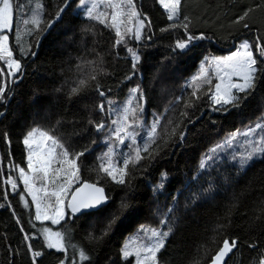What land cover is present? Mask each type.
<instances>
[{"label": "trees", "instance_id": "trees-1", "mask_svg": "<svg viewBox=\"0 0 264 264\" xmlns=\"http://www.w3.org/2000/svg\"><path fill=\"white\" fill-rule=\"evenodd\" d=\"M41 2L44 4V22L56 20V12L64 0H27L25 7L31 12ZM76 4L77 0H73L62 21L44 39L35 59L29 55L21 60L24 75L18 82L7 86L5 96L10 95V98L6 104H0V158L3 165L11 161L26 167L27 148L22 141L29 130L39 127L57 136L70 153L84 151V156L78 161L80 181L73 189L87 182L104 188L110 197L106 210L93 215L77 214L80 218L75 220V226L67 224L72 229V242L77 249L74 253L69 247L68 259L64 264H71L73 255L81 248L91 258L90 262L83 264H132L131 258L128 261L122 259L124 241L129 234L136 233L141 225L158 227L173 197L178 199L179 208L174 212L176 219L172 222V234L159 256L161 263L210 264L224 239L231 242L235 238L237 251L228 264H262L264 159L254 161L239 175L225 161L218 170L212 171L211 177H200L198 184L192 182V178L198 171L202 156L212 145L236 129L243 131L246 126L264 120V78L258 74L255 92L239 108L225 106L227 111L214 110L218 106L212 104L210 93L204 94L208 85H203L197 93L199 100L190 96L192 88L183 86L199 72L204 57L225 56L234 51L237 43L244 38H254V35L264 37V0H183L182 14L191 19L190 31L210 37L198 41L187 56L172 51L175 40L183 38L182 29L160 31L172 22L166 19V12L158 0H136L137 9L142 17L147 15L151 25L144 29L145 39L128 43L140 55L137 69L141 77L133 76L127 81L124 78L131 75L133 69L124 47L113 49L114 33L98 22L88 20L83 14L77 16L74 9ZM249 8L253 10L246 22L251 30L243 28V21L235 22ZM15 27L20 31V44L17 46L14 39L15 28L9 34V42L17 57L19 47L27 49L29 44L32 45L31 51L36 52L38 41L47 30L44 24L41 25L44 31L38 34V41L26 34L18 18ZM85 27L90 31H82ZM148 36H151L150 40L146 39ZM98 57L102 58L106 73L98 79L108 98L122 103L127 99L129 89L139 84L149 99L146 106L148 115L149 109L159 113L166 107L170 108L158 129L156 142L149 147V152L157 150L153 152V158H147L148 154L142 152L145 159L135 166L130 163L125 184L116 183L98 167L97 157L107 146L100 145L103 134L97 133L89 120L107 122V116H102L97 108L102 98L94 90L71 98L67 95L69 84L83 76L77 66L86 69L88 61L99 63ZM0 62L2 68L6 67ZM89 87L94 89V83L89 81ZM108 89L111 91L108 92ZM180 96L183 99L177 101L176 98ZM189 99L192 106L185 108L184 104ZM173 103L174 107L171 106ZM183 112L187 115L182 116ZM167 119H171L172 123L164 131ZM177 124L179 127L172 134L171 129ZM181 132L185 134L182 143L179 141ZM7 174L5 167L0 175ZM165 174L167 182L163 193L154 195L153 186L159 184ZM221 174L228 177L226 184L222 182ZM209 179L215 182L217 191L210 199L201 198L194 205L191 204V194L199 192L201 186L206 187ZM18 183L23 192L22 182ZM25 198L29 201L30 209L24 207L19 193L9 191L5 199L0 190V203L5 204L0 208V264H30L24 233L39 236L41 227L62 230L65 223L51 225L35 221L34 203L30 196ZM121 201L128 205L121 219L98 243L89 242L88 233L91 231L98 236ZM185 203L189 204L188 208L184 207ZM67 211L70 212V209ZM31 223L36 224L35 229ZM31 243L33 248H39L43 241L35 239ZM64 255L55 250L46 251L37 264H60Z\"/></svg>", "mask_w": 264, "mask_h": 264}, {"label": "snow or ice", "instance_id": "snow-or-ice-1", "mask_svg": "<svg viewBox=\"0 0 264 264\" xmlns=\"http://www.w3.org/2000/svg\"><path fill=\"white\" fill-rule=\"evenodd\" d=\"M27 0L22 3L21 0H0V61L6 67L0 68V76L7 72V77L12 78V82H18L24 75V65L21 60L26 59L29 55L34 57L35 52L31 51L32 45L29 44L27 49L19 47V57L10 46L9 34L14 32L16 45L19 46L21 36L18 28L15 27V21L18 18L24 26L26 34L38 41L39 33L44 28H51L52 22L49 20L44 22V4L37 3L35 9L31 12L25 7ZM69 0H64L62 6L58 8L55 19L59 20L62 13L68 7ZM158 3L166 12V19L172 23L161 28L160 31L167 32L175 29H182L183 38L174 42L172 51H177L180 55L187 56L197 46L198 41L210 39L204 33L193 34L190 31L191 19L187 15L182 14L183 0H158ZM77 16L83 14L88 20L98 22L105 29L114 33L115 40L113 49L124 47L126 53L131 60L133 72L131 75L125 76V81L131 80L133 76L141 77L137 69L140 62L138 50L128 46L129 41L140 42L144 37V29L150 28L151 21L144 15L141 18V12L137 9L136 0H77ZM256 7H259L257 5ZM110 10V11H109ZM253 9L249 8L239 16L236 23L244 22L243 28L250 29L246 22L249 13ZM147 20V24H146ZM84 32L90 29L85 27ZM150 40L151 36L146 37ZM264 37L254 35V38H244L240 40L235 50L225 56L204 57L200 63L199 72L193 76L184 88H192L190 96L200 99L197 93L203 85H208L204 94L209 95L216 111H227L225 106L239 108L244 101L249 99L256 88L258 74L260 78H264ZM119 56V53H117ZM259 58V59H258ZM87 62V68L83 69L80 65L77 67L83 72V76L69 84L68 97L79 96L87 91L94 90L96 94L102 98L97 106L101 115L107 116V124L104 120L99 123L89 120L93 124L97 133H106V137L102 138V143L107 145V149L97 157L99 170L111 177L118 184H125V177L128 175L129 164H138L140 160L145 159L141 154L147 153L149 159L153 158L152 152H149L151 144L156 142L157 132L161 126V122L170 111L166 107L161 112L149 109L151 119L145 123L143 116L145 107L149 104V99L145 95L144 89L137 84L129 89L127 99L122 103H117L106 96L105 90L101 89L98 77L106 75L103 68L102 58ZM212 69L210 73L209 69ZM213 78L217 82L213 85ZM235 78V79H234ZM155 79V77H153ZM89 81L94 83V89L89 87ZM66 83H68L66 81ZM214 88V90H213ZM8 91L7 84H0V104H6L7 99L5 93ZM60 91V89H57ZM108 92L111 89L107 90ZM243 94V96L241 95ZM183 96L177 97L179 101ZM107 106V107H106ZM175 106V103L171 105ZM190 99L185 102L184 107H191ZM186 116L187 113H181ZM264 118V113H262ZM172 123L171 119H167L164 131L167 126ZM179 124L171 129V133L175 134ZM184 133L181 132L179 141L184 140ZM137 137H140L138 141ZM242 138V139H240ZM10 143V141H7ZM127 142V144H126ZM22 143L27 147V164L26 167H20L14 162L3 165L0 158V173H3L5 167L7 176L0 175V190L3 191L4 198L7 199L9 191L13 194H20L23 205L26 209H30L29 201L26 196L31 197L34 203V220L42 224L50 222L51 225H62V230H53L52 227L44 226L39 229V236L36 233H24V241L27 242L26 249L30 264H37L44 256L46 251L55 250L57 253H64L60 264L68 259L67 253L69 247L75 253L77 245L72 242V229L67 224L78 220L80 215L87 213L93 215L97 212L106 210L107 203L110 199L105 195L104 188L98 187L96 184L83 183L80 187L73 189V184L80 181V167L78 161L84 156V151L78 153H70L68 148L53 135L50 131L41 130L39 127H33L29 130ZM159 147V146H158ZM115 158V159H114ZM264 159V122L258 120L254 125L246 126L242 131L236 129L227 134L219 142L212 145L202 156L198 171L194 174L192 182L198 184V180L202 176L211 177L212 171L218 170L221 163L228 161L239 175L247 170L254 161ZM15 173V175H14ZM223 183L228 182V177L221 174ZM22 182L23 192L20 191ZM167 182V176L162 175L161 182L153 186V194L163 193V188ZM217 191V185L212 179H209L207 186H201L199 192L191 194V204H195L201 198L210 199L212 194ZM179 195V194H178ZM67 202V203H66ZM9 202V207H10ZM5 207L4 203H0V208ZM128 207L125 201H121L118 208L112 213L110 218L105 222L98 236H94L90 231L87 239L89 242H99L106 236L113 226L121 219L124 210ZM185 208L189 207L185 203ZM179 208V201L173 197L171 205L167 212L159 221L158 227L141 225L137 230L138 237L143 234L146 242L137 243L134 247H130L127 243L122 246L121 256L123 260L135 257L134 264H160L159 253L165 249L166 242L173 231V223L176 219L174 212ZM66 209H70L66 211ZM171 221V222H170ZM17 223L19 219L17 218ZM32 228H36L35 223H31ZM217 227H220L219 225ZM23 231V228L21 227ZM41 239L43 244L39 248H33L32 240ZM236 239L231 242L224 239L222 247L218 250L211 260V264H224L229 254L236 248ZM254 247V245H250ZM19 255V249H17ZM80 264L85 261L90 262V255L81 248L78 252ZM42 264V262H41ZM71 264H78L77 257L74 254Z\"/></svg>", "mask_w": 264, "mask_h": 264}, {"label": "rangeland", "instance_id": "rangeland-1", "mask_svg": "<svg viewBox=\"0 0 264 264\" xmlns=\"http://www.w3.org/2000/svg\"><path fill=\"white\" fill-rule=\"evenodd\" d=\"M163 8V7H162ZM76 11H77V6L74 8ZM110 11V10H109ZM141 18H144V17H142V15H141ZM229 54H231V53H229ZM229 54H227V55H229ZM211 57V56H210ZM0 68H2V65H1V62H0ZM209 71H210V73L212 72V69L210 68L209 69ZM235 79V78H234ZM217 82V80L215 79V78H213V84H215ZM3 83H6L7 84V86L9 85V84H11L12 83V78H8L7 77V74H6V72H5V74L3 75V76H1V84H3ZM219 107V106H218ZM143 119H144V121H145V123H148V121L151 119V117H150V114L148 115V110H147V108L145 107V112H144V116H143ZM262 122H264V120H262ZM106 124H107V122H105ZM103 134V137H106V133H102ZM137 139H138V141L140 140V137H137ZM240 139H242V138H240ZM126 144H127V142H126ZM100 145H103V146H107V145H105L104 143H100ZM27 148V147H26ZM106 149L107 148H105L102 152H101V154L103 153V152H105L106 151ZM27 152H28V149H27ZM115 159V158H114ZM227 163H229L228 161H226ZM230 164V163H229ZM77 183H74L73 184V186H75ZM31 198V197H30ZM67 203V202H66ZM66 211H67V209H66ZM44 223H50V222H44ZM51 224V223H50ZM140 228V227H139ZM139 228H137V229H139ZM170 237V236H169ZM169 239V238H168ZM168 241V240H167ZM144 242H146L145 240H144V238H143V234H141L139 237H138V235H137V231H136V233H131V234H129V236L126 238V240L124 241V243H123V246L127 243L130 247H134L135 246V244H137V243H144ZM167 243V242H166ZM166 246V245H165ZM164 250V249H163ZM162 250V251H163ZM161 251V252H162ZM159 256H160V253L158 254ZM76 257H77V261H78V264H80V262H79V259H78V251L76 252ZM131 259H132V264H134V260H135V257L133 256V257H130ZM129 260V259H128ZM128 260H126V261H128ZM84 262H82V264H83ZM160 264H163V263H161L160 262ZM262 264H264V261L262 262Z\"/></svg>", "mask_w": 264, "mask_h": 264}, {"label": "water", "instance_id": "water-1", "mask_svg": "<svg viewBox=\"0 0 264 264\" xmlns=\"http://www.w3.org/2000/svg\"><path fill=\"white\" fill-rule=\"evenodd\" d=\"M72 2H73V0H70V1H69V3H68V7L65 9L64 13L61 14L60 19H59V20H54V21L52 22L51 28H47V30L44 32V34L40 37V39H39V41H38V44H37L36 52H35L36 55L33 57V59H35V57L38 55L39 50H40V47H41V45H42L44 39L49 35V33H51V31L53 30V28L55 27V25H56L57 23H59V22L62 21V19H63V17H64V14L66 13L67 9L70 7V5H71ZM82 184H83V183H82ZM82 184H81V185H82ZM89 184H91V183H89ZM81 185H80V186H81ZM80 186H79V187H80ZM97 186H98V185H97ZM98 187H100V186H98ZM104 192H105V195H107L105 190H104ZM108 204H109V201H108L107 205H108ZM85 214H87V213H85ZM236 243H238V242H236ZM236 251H237V246H236V248L233 249V252L229 254V257L226 258L224 264H228V262L230 261V259L232 258V256L235 254ZM210 264H211V263H210Z\"/></svg>", "mask_w": 264, "mask_h": 264}]
</instances>
